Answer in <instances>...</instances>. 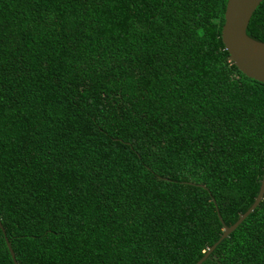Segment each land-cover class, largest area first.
Returning <instances> with one entry per match:
<instances>
[{
    "label": "trees",
    "instance_id": "16d2710c",
    "mask_svg": "<svg viewBox=\"0 0 264 264\" xmlns=\"http://www.w3.org/2000/svg\"><path fill=\"white\" fill-rule=\"evenodd\" d=\"M227 4L0 0V264H197L248 211L264 83ZM203 264H264V200Z\"/></svg>",
    "mask_w": 264,
    "mask_h": 264
},
{
    "label": "water",
    "instance_id": "95a60500",
    "mask_svg": "<svg viewBox=\"0 0 264 264\" xmlns=\"http://www.w3.org/2000/svg\"><path fill=\"white\" fill-rule=\"evenodd\" d=\"M263 1L264 0H228L225 12V24L222 29V40L230 55V60L247 77L261 83H264V42L250 37L248 35V28L255 12ZM263 200L264 177L259 195L254 204L246 213L240 216L234 225L225 227L220 240L205 253L204 257L198 261L197 264L205 263L218 245L229 238V236L255 212ZM220 219L222 221V218ZM0 227L4 231L1 221ZM8 247L14 259V263L18 264L15 252L9 241Z\"/></svg>",
    "mask_w": 264,
    "mask_h": 264
}]
</instances>
